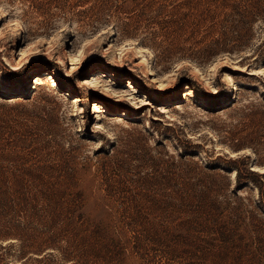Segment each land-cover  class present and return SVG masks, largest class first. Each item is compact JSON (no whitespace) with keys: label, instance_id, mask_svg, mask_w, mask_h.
Here are the masks:
<instances>
[{"label":"rangeland","instance_id":"obj_1","mask_svg":"<svg viewBox=\"0 0 264 264\" xmlns=\"http://www.w3.org/2000/svg\"><path fill=\"white\" fill-rule=\"evenodd\" d=\"M0 30V264H264V0H0Z\"/></svg>","mask_w":264,"mask_h":264},{"label":"bare ground","instance_id":"obj_2","mask_svg":"<svg viewBox=\"0 0 264 264\" xmlns=\"http://www.w3.org/2000/svg\"><path fill=\"white\" fill-rule=\"evenodd\" d=\"M1 32V30H0ZM120 56H122V54H120ZM146 62V61H145ZM80 68V65L74 62L72 65V68L69 67L68 73L70 75L74 74L73 72L77 71ZM145 68L149 69L150 65L149 63L146 62L145 64ZM149 75L154 77V79H152L153 82L158 83L160 82V77L156 76L155 73L153 71L149 72ZM102 77H112V74L107 73L104 74L101 71L99 72H93L91 74V76L81 80V85L82 86H88L90 88H93L94 90H99L100 92H102L103 94H105L108 97L114 98L115 101H130L132 104L135 103V96L137 93H140L137 90V87L134 85L133 82H130L128 84L127 90L129 91V93L127 94H121L120 92H118L117 90H115L114 88H111V84L110 86L108 85H104L103 83H101L102 81L100 80ZM202 78H204V76H202ZM43 81H47L50 84V87L53 89H59V83H57V79L51 75L50 73L44 72L41 74H37L33 77V82L37 85L41 84ZM114 83V82H113ZM112 83V85H113ZM192 89L191 87H189V85L186 86V94L185 96H190ZM74 103H80L82 100L79 97L74 98ZM148 99V97H145V100ZM84 105L86 104L85 102L83 103ZM102 103L101 102H95V104L93 105L94 107L100 108V105ZM139 108V107H138ZM122 116H126V112H124L122 114Z\"/></svg>","mask_w":264,"mask_h":264},{"label":"trees","instance_id":"obj_3","mask_svg":"<svg viewBox=\"0 0 264 264\" xmlns=\"http://www.w3.org/2000/svg\"><path fill=\"white\" fill-rule=\"evenodd\" d=\"M78 73V71L77 72H75V74H77ZM256 175V173H254L253 171H250L249 172V175ZM239 175H240V169H238L237 168V176L239 177ZM259 175V174H258ZM257 176V175H256ZM2 175H1V173H0V181L2 182ZM238 182H240V180H239V178H238ZM260 193H261V196H263V194H264V185L262 186V187H260ZM261 201H264V199H261ZM240 220H241V217L240 216H237ZM254 218V221L256 222V224H255V227L256 228H259V230L260 229H264V219H261V218H259L258 216H255V217H253Z\"/></svg>","mask_w":264,"mask_h":264},{"label":"snow or ice","instance_id":"obj_4","mask_svg":"<svg viewBox=\"0 0 264 264\" xmlns=\"http://www.w3.org/2000/svg\"><path fill=\"white\" fill-rule=\"evenodd\" d=\"M261 171H264V169H261Z\"/></svg>","mask_w":264,"mask_h":264}]
</instances>
